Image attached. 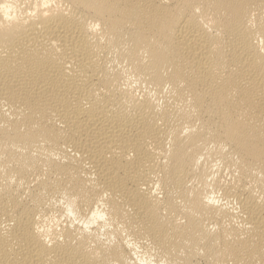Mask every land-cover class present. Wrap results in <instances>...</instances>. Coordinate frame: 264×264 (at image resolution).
Segmentation results:
<instances>
[{"label":"bare ground","instance_id":"bare-ground-1","mask_svg":"<svg viewBox=\"0 0 264 264\" xmlns=\"http://www.w3.org/2000/svg\"><path fill=\"white\" fill-rule=\"evenodd\" d=\"M39 4L0 0V264H264V0Z\"/></svg>","mask_w":264,"mask_h":264},{"label":"clouds","instance_id":"clouds-1","mask_svg":"<svg viewBox=\"0 0 264 264\" xmlns=\"http://www.w3.org/2000/svg\"><path fill=\"white\" fill-rule=\"evenodd\" d=\"M52 3H54V0H40V4H39V7L41 8H48L52 5ZM29 15H34V12L33 13H29ZM45 15H47V13H45ZM67 216L68 217H72V212L69 211L67 213ZM96 219H99V220H103L104 219V216L103 215H100L98 213H94L93 214V221H95ZM55 226V225H53ZM89 225L85 224L84 227L87 228ZM39 232H48L51 230V226H48L47 228H44V227H40L37 229Z\"/></svg>","mask_w":264,"mask_h":264}]
</instances>
